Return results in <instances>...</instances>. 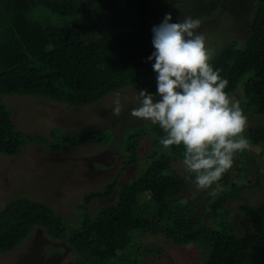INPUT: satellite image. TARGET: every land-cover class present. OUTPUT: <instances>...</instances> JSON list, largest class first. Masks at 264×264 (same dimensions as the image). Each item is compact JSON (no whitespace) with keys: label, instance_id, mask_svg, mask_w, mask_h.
<instances>
[{"label":"trees","instance_id":"obj_1","mask_svg":"<svg viewBox=\"0 0 264 264\" xmlns=\"http://www.w3.org/2000/svg\"><path fill=\"white\" fill-rule=\"evenodd\" d=\"M190 1L0 0V152L18 155L28 142L64 152L69 145L111 143L109 130L77 135L57 131L50 138L26 135L17 130L2 96L27 95L83 107L127 86L155 93V61L147 60L155 51L152 28L160 17ZM239 44L233 39L210 63L229 81L225 91L247 117L249 146L264 148V0H253L249 34ZM163 135L153 124L128 135L122 146L126 158L115 176L82 195L77 224L64 220L46 202L27 196L10 199L0 211V254L40 228L66 244L73 264H147L142 255L154 248L142 247L141 240L148 234L202 248L200 264H264V202L240 206L249 227L244 234L226 206L241 193L240 178L257 168L255 150L235 154L229 170L234 174L219 181L218 196L211 194L217 187L213 185L186 198L188 180L174 166L182 162L183 146L164 149L159 143ZM144 136L152 140V148L143 168L121 181L122 173L141 159L139 138ZM112 196L113 201L90 210L94 200ZM209 217L212 224L206 223ZM162 252L159 248L154 253Z\"/></svg>","mask_w":264,"mask_h":264},{"label":"rangeland","instance_id":"obj_2","mask_svg":"<svg viewBox=\"0 0 264 264\" xmlns=\"http://www.w3.org/2000/svg\"><path fill=\"white\" fill-rule=\"evenodd\" d=\"M181 7L184 8L178 7L175 8L176 11L169 12L173 23L187 17H199L201 23L196 32L205 36L206 46L213 50V54L233 39H239L240 44L244 45L250 30L253 0H203L199 3L191 0ZM198 14L207 16L203 18ZM164 17H160L156 25ZM140 90L136 86H127L83 107L34 96L3 95V102L11 109L17 130L26 135L50 138L57 131L77 135L80 131L109 130L113 138L105 146L92 142L69 145V151L66 152L52 151L47 145L32 142L26 143L18 155L0 152V211L10 199L27 196L48 203L67 222L79 223L82 210L78 205L82 203V195L101 188L106 180L115 176L126 158L122 146L128 135L151 124L131 116V110L138 106L136 97ZM117 94L121 99L119 116L112 114ZM151 148L152 140L148 136L139 138L138 152L141 159L122 173L121 181H128L136 176L143 168V162ZM248 148L255 150L257 154L254 159L251 157L257 163V168L244 179L240 178L238 183L241 193L226 204L232 212L231 221L240 234L249 230L247 218L240 206L264 202V148ZM174 166L189 183L183 196L189 198L199 195L203 190L196 188L194 178L185 171L182 162L179 161ZM233 174V171H227L222 178H229ZM257 179L259 181L256 183ZM215 189L221 190L222 186L217 185L211 191V194L214 192L218 196ZM113 199L114 196L94 200L89 208L94 212ZM206 223L212 224V219L207 218ZM141 241L142 247L154 248V252L159 248L163 251L160 256L153 251L145 252L142 258H146L147 264H200L202 261L204 250L196 245H179L161 235L151 234L144 235ZM73 258L63 241L52 239L44 230L36 228L15 249L0 254V264H73Z\"/></svg>","mask_w":264,"mask_h":264},{"label":"clouds","instance_id":"obj_3","mask_svg":"<svg viewBox=\"0 0 264 264\" xmlns=\"http://www.w3.org/2000/svg\"><path fill=\"white\" fill-rule=\"evenodd\" d=\"M172 19L166 14L152 28L155 51L147 60L155 61L156 91L140 90L131 116L158 125L164 149L182 145L185 171L194 175L198 190H207L219 185L235 154L249 147L244 135L247 117L239 101L225 91L229 81L210 63L213 50L196 32L200 20ZM113 104L112 114L119 116V94Z\"/></svg>","mask_w":264,"mask_h":264}]
</instances>
